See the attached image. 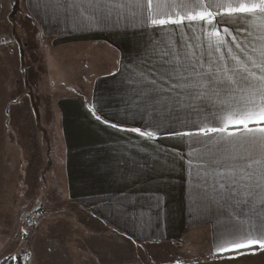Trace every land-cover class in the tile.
I'll use <instances>...</instances> for the list:
<instances>
[{
    "label": "crops",
    "instance_id": "crops-1",
    "mask_svg": "<svg viewBox=\"0 0 264 264\" xmlns=\"http://www.w3.org/2000/svg\"><path fill=\"white\" fill-rule=\"evenodd\" d=\"M34 3L22 0L15 34L23 46L21 62L30 84L37 91L61 92L55 107L64 147L67 197L76 211L70 218L76 224L74 231L60 237L66 243L61 252L62 257H69L66 262L146 264L152 246L188 237L202 239L216 257L243 252L238 258L250 257L264 264V249L259 245L216 253L226 225L219 222L222 217L210 193L191 179L195 172H190L188 160L181 158L190 151L184 142L188 138L162 136L148 141L137 133L112 129L89 111L100 98L109 121L139 125V116L126 114L129 73L141 67L144 46L161 37L176 41L173 50L177 46L183 50L188 41L184 30L175 37L171 32L158 33L152 26L143 32L123 24L78 28L71 17H46ZM203 39L207 40L206 33ZM191 119H196L195 114ZM200 146L197 143L192 148ZM36 247L31 244L33 264L43 253Z\"/></svg>",
    "mask_w": 264,
    "mask_h": 264
},
{
    "label": "snow or ice",
    "instance_id": "snow-or-ice-1",
    "mask_svg": "<svg viewBox=\"0 0 264 264\" xmlns=\"http://www.w3.org/2000/svg\"><path fill=\"white\" fill-rule=\"evenodd\" d=\"M34 8L71 17L78 28L152 26L175 37L184 30L183 50L161 37L144 46L141 67L129 73L126 114L139 116V125L109 121L100 98L89 111L148 141L188 138L181 158L226 225L216 253L264 249V0H35Z\"/></svg>",
    "mask_w": 264,
    "mask_h": 264
},
{
    "label": "rangeland",
    "instance_id": "rangeland-1",
    "mask_svg": "<svg viewBox=\"0 0 264 264\" xmlns=\"http://www.w3.org/2000/svg\"><path fill=\"white\" fill-rule=\"evenodd\" d=\"M21 5L0 0V264H33L32 243L49 252L37 255V264H68L60 237L74 231L70 218L76 211L67 197L55 107L61 92L37 91L24 73V50L15 34ZM147 251L146 264H260L250 257H216L199 238Z\"/></svg>",
    "mask_w": 264,
    "mask_h": 264
}]
</instances>
